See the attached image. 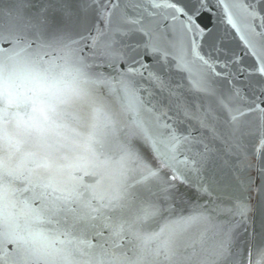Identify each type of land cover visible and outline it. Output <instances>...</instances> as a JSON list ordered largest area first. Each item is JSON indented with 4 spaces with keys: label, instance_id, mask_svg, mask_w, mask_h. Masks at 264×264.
Wrapping results in <instances>:
<instances>
[{
    "label": "snow or ice",
    "instance_id": "snow-or-ice-1",
    "mask_svg": "<svg viewBox=\"0 0 264 264\" xmlns=\"http://www.w3.org/2000/svg\"><path fill=\"white\" fill-rule=\"evenodd\" d=\"M216 6L240 51L209 0H0V264H264V0Z\"/></svg>",
    "mask_w": 264,
    "mask_h": 264
},
{
    "label": "water",
    "instance_id": "water-1",
    "mask_svg": "<svg viewBox=\"0 0 264 264\" xmlns=\"http://www.w3.org/2000/svg\"><path fill=\"white\" fill-rule=\"evenodd\" d=\"M181 3H186L187 0H180ZM217 0H209V7L210 12L206 13V21L210 22V26L213 27L217 33L223 38L224 42L230 46L231 48L240 51L242 48V45L239 41V36L235 33L234 30L231 29V27L227 24L226 19L224 18L223 10L220 7H217ZM5 47H10L11 45H4ZM189 211L187 205L179 204L177 205L173 216L179 217L181 215H186ZM163 223V222H162ZM177 230H179V226H175ZM243 235L240 237V246L247 250L249 247L253 250V260H255V252L260 247H264V245L261 244L259 236H252V229L249 228L248 232H243V229L241 230ZM190 236H186V240H190ZM95 243V241H92ZM8 250L12 251V246H8ZM191 250L189 249V252Z\"/></svg>",
    "mask_w": 264,
    "mask_h": 264
}]
</instances>
